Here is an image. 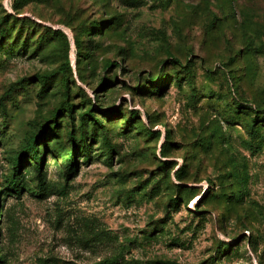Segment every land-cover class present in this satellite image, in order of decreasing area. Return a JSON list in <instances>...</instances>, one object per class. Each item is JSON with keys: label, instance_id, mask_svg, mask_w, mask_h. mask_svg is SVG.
<instances>
[{"label": "rangeland", "instance_id": "1", "mask_svg": "<svg viewBox=\"0 0 264 264\" xmlns=\"http://www.w3.org/2000/svg\"><path fill=\"white\" fill-rule=\"evenodd\" d=\"M257 106L264 0H0V264H264ZM44 125V190L23 160L15 195L11 159Z\"/></svg>", "mask_w": 264, "mask_h": 264}, {"label": "trees", "instance_id": "2", "mask_svg": "<svg viewBox=\"0 0 264 264\" xmlns=\"http://www.w3.org/2000/svg\"><path fill=\"white\" fill-rule=\"evenodd\" d=\"M3 35V33H1ZM54 35L59 37V38H64L63 34H61L60 32L56 31L54 32ZM74 45L77 49H80V41L75 37L74 39ZM61 78H60V82L61 85L64 88V93H63V97L64 99L68 97V84H67V78L63 75L67 72L70 73V69H69V61L68 59H65L64 63L61 65ZM63 73V74H62ZM53 78L52 74H45V75H35L32 79H30V83H36L37 85L41 86L43 89L45 87H47L49 85V83L51 82ZM257 110L254 111V116L252 118L251 124L249 126V132L250 135H255V131H254V125L257 122V117H258V113L261 109H264V106H257L256 107ZM62 109L64 110V113L67 114V118L68 120L72 121V108L69 104L66 103L62 105L61 110H58L57 113L52 115V123H55V120L57 118V115L62 114L61 111ZM113 113V112H112ZM115 115H117V112H114ZM81 121H85L86 118H91V120L94 123H98V121L96 119H93L92 114H91V110L87 109L85 111V113H81ZM71 131L69 132V142L71 143V147L72 149H74L76 146H78L80 143H84V139H82V135H78L77 139H76V129H74L73 127V123L69 122V127H68ZM57 135L56 130L54 129V126L51 127L49 125H44L38 133H34L33 135L29 136V138L27 139L25 145L23 146V148L19 151L18 155L13 157L11 159V167H12V171L11 174L6 178V185H7V189L9 192L15 194V195H20L21 194V190L19 189V173H20V169L21 166L23 165V160L25 161H29L30 162V166L31 168L35 171L36 173V188L38 190V192L42 193L44 190V179L42 178V174H41V158L39 156L38 150H37V143L42 141L43 138H45V136H51L52 138L55 137ZM41 144H45L43 141L41 142ZM71 149V150H72ZM69 151L67 153V165H66V173H67V178H69L70 175L74 174L75 171V163H74V153L72 151ZM162 151V150H161ZM28 159V160H27ZM183 173V171L181 172L180 170L176 171L175 176L177 178L180 179V174ZM180 198L178 196H175L174 199H171V202L174 206H177V204L179 203ZM111 263L112 260H108L105 261V263ZM166 264H174V263H170L167 262Z\"/></svg>", "mask_w": 264, "mask_h": 264}]
</instances>
